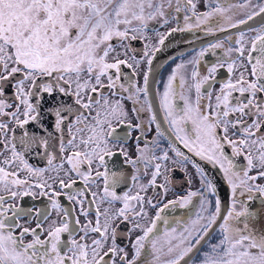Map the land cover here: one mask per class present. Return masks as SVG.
<instances>
[{
	"label": "snow or ice",
	"instance_id": "1",
	"mask_svg": "<svg viewBox=\"0 0 264 264\" xmlns=\"http://www.w3.org/2000/svg\"><path fill=\"white\" fill-rule=\"evenodd\" d=\"M250 3L242 0L239 7ZM207 6L209 11L197 13L194 0H175L174 8L173 0H0V264H116L117 257L120 264H137L146 242L153 250V259H159L155 254L160 251L156 243L159 237L153 233L161 213L177 203L183 207L197 193L165 204L151 226L141 227L139 219L147 216L145 205L157 208L159 201H153L165 194L156 190L169 182L164 173L170 158L162 150L145 160L143 149L136 159L128 156L125 146L131 130L143 131L144 125H133L121 100H110L104 89L121 99H133L137 119L141 107L135 105L141 104V98L152 112L149 75L155 52L160 51L166 36L161 35L158 44L149 47V23L159 19L163 26L170 18L179 21L174 14L184 11V27L178 23L167 35L201 25H207L205 34L227 31L219 22L215 28L209 23L215 13L225 9L212 8L210 2ZM262 14L264 4L258 3L246 19L229 27L237 28ZM249 31L255 35L248 40L245 32L235 40L227 37L231 43L222 56L215 50L223 48V42H209L190 61L194 65L192 83L181 79L174 89V70L164 92L158 94L176 139L201 160L218 165L231 188V207L218 225L220 238L202 254L199 264H264V219L247 206L257 197L264 203V185L256 183L264 178V24ZM136 39L145 41L143 55L149 66L142 85L128 80L121 71L122 65L132 68L133 73L136 67L128 59H119L118 54L113 56L117 47L130 48L126 42ZM209 51L216 59L205 62L201 74V59ZM225 67L229 77L238 72L235 80L217 79ZM122 80L128 82L119 83ZM217 83L221 86L214 95ZM124 93L129 96L124 97ZM177 97L182 107L176 104ZM150 122H155L154 115ZM122 128L125 131L121 132ZM17 129L22 130L20 135ZM136 139L138 142L141 137ZM225 147L231 148V157L243 156L246 167H239L224 152ZM172 151L187 162L178 149ZM117 156L122 162L113 159ZM29 159L46 162L47 167L30 165ZM139 162H143L145 174L149 167L154 169L147 184L140 183ZM123 164L136 170L130 177L138 185L135 194H130V187L123 194L116 190L129 182L121 171ZM253 170L256 174L250 175ZM48 171L56 175L45 177ZM22 172L28 176L22 178ZM161 176L165 183L157 184ZM74 177L80 178L83 188L73 191L77 183ZM202 184L201 208L208 210L212 207L208 197L215 195L216 187L206 176ZM150 188L153 194L148 196ZM237 188L241 189L239 195L248 193L246 201H239L244 205L241 211L236 210ZM37 195L47 197L48 204L37 207L22 203L25 197L35 200ZM61 195L69 206L61 205ZM53 211L60 218L45 228ZM220 211L217 197L207 223L199 229L184 227L179 233L175 227L168 230L167 253L175 256L167 264H189L190 254L199 255ZM90 214H94V221L88 219ZM80 216L85 217V223L81 224ZM21 221H35V227L24 226ZM133 221L136 223L125 236L135 230L143 234L132 241L133 256L129 259L125 248L117 244V237L120 224Z\"/></svg>",
	"mask_w": 264,
	"mask_h": 264
},
{
	"label": "flooded vegetation",
	"instance_id": "2",
	"mask_svg": "<svg viewBox=\"0 0 264 264\" xmlns=\"http://www.w3.org/2000/svg\"><path fill=\"white\" fill-rule=\"evenodd\" d=\"M194 2L197 4V13L209 11L210 8L207 6L209 2L211 3L212 8L219 6L225 9V11L222 13H215L209 23L213 25V28H215L217 22H219V24L225 27L227 31H215V34H205L204 28H206L207 25H201L199 28H194L191 31L174 32L171 35H167V33L172 28L177 27L178 23L180 27H184L183 17L186 14L184 11H181L178 14H174L179 17V21H177V19L170 18L169 23L163 26H161L162 21H160L159 19L149 23V28L152 29V31H149L147 33V43L149 44V47H151V45L158 44V40L161 35L166 36L164 45L160 46V51L155 52V55L152 59L151 72L149 75L148 100L152 104V112L148 111L147 103H145L143 98H141V104L135 105L136 107H141L140 119H137L135 113L132 111L134 107L133 99H121V97L112 95V90H109L107 88L104 89L105 93L109 95L110 100H121L125 111L128 113V120L133 125L137 123H143L144 125L143 131L131 130V138L128 140V143L125 146L128 156L132 159H136L140 154L139 150L143 149L145 160H147L148 157L153 153L157 156L160 155L162 150L167 151L170 158L167 162L168 171L164 173V176H167L169 178V182L166 184L164 189L156 190L158 192L162 191L165 194L162 197L157 196L156 200L153 201V203H157V201H159L157 208H152L145 205L147 216L144 219H139L141 227L146 228L151 226V223L155 218L157 211L165 204H168L170 201H183L188 197L189 193H197V195L192 196L190 201L183 207H181L179 203H177L174 206L170 205L169 207L164 208V211L161 213L162 219L160 221H157V228L153 233L154 237H159L156 243L157 249H159L160 251L155 253L159 256V259H153V250L151 249L150 244L146 242L145 248L141 253L140 260L137 261V264H167V261L172 259V257L175 256V253L171 255L167 253V241L170 237L165 233L173 227L177 229V233H179V231L184 227L189 228V230L199 229L202 225L207 223L208 213L209 211H212L214 209L215 199L218 197L221 202L220 216L216 220L215 224L212 225L208 236L205 237L207 243L202 241L203 247L200 249L199 255L195 252L190 254L192 256V260L189 262V264H199L202 254L209 250L211 244H215L218 242L220 238L218 225L222 223L223 217L230 209L232 203L231 188L227 184L223 173L219 169V166H213L211 163L201 160L198 156H195L192 152H190L189 149L186 148L181 141L176 139L174 130L170 127L168 121L165 119L164 111L160 105V95L158 94L162 95L165 90L168 78L173 74L174 70H176V79L173 81L174 89L178 87L181 79L186 80L188 84L192 83L191 73L194 70V65L190 63V61H192L193 58L198 55L199 50L202 47H206L209 42H216L218 40L223 42L224 47L215 50L217 55L222 56L224 49L227 48L231 43V41H229L227 37L231 36L232 40H235L238 38L240 32H245L246 40L254 36L255 33L249 31V29L259 27L260 25L264 24V14L255 17L247 24L239 25L237 28H231L229 27V24L235 23L242 19H246L248 13L251 12L258 3L264 4V0H251V3L244 8L239 7V5L242 3V0H194ZM174 7L175 0H173V8ZM167 12L172 14L173 10L167 9ZM187 14L191 15L190 12ZM191 22H194V20ZM126 43H130V48L126 49L117 47L115 52L113 53V56H116L118 54L119 59H128L129 63H132L134 67H136L135 73H133L132 68H128L124 65L121 66V71L128 77V80L135 81L138 85H142L143 76L145 72L149 71L147 58H145L143 55L145 50V41L142 39H136ZM113 44H116L115 40L113 41ZM133 57H135V60H133ZM232 58H235V53H232ZM215 59L216 57L211 54V51H209L201 59V63L199 66L201 74H203L205 71V62H211ZM137 61H139L138 67L136 66ZM179 65L184 66L178 67ZM237 76L238 72L229 77V74L227 73L225 67L224 69H221L219 71L217 79L221 81H226L228 78L235 80ZM128 80H122L119 83H127ZM105 83H107L106 80ZM220 86V83H217L215 85L213 89L214 95L219 90ZM116 90L119 89L117 88ZM131 91L134 92L135 90L131 89ZM123 95L124 97H128L129 93H124ZM176 104L182 107L183 102L180 101L177 97ZM153 115L155 116V122H150ZM186 127L190 128L191 125L188 124L186 125ZM21 131L22 130L17 129V135H20ZM120 131L123 132L125 131V129L122 128L120 129ZM138 136L141 137V139L137 142L136 137ZM172 148L178 149L181 153H183V156L188 158L187 162H184L183 157H177L175 155V152L172 151ZM224 152L231 157L230 147H225ZM5 155H8V153L5 152ZM231 158L239 167H246V161L244 160L243 156H236ZM113 159L121 162L123 160V158L120 156L114 157ZM173 161L176 162L173 163ZM155 162L158 161H154L153 163ZM29 164L34 165L38 168L47 167L46 162L36 159H29ZM139 166L141 168V172L139 174L140 183L147 184L154 169L149 167L147 169V174H145V172L143 171V162H139ZM121 171H123L125 175L129 177V182L118 187L116 189L117 192L123 194V192H125L130 187V194H135L138 185L133 184L130 180V177L136 174L135 168H133L130 164H123ZM249 174L255 175L256 170H253ZM54 175H56L54 171L45 172V177H51ZM60 175L63 176V172H61ZM27 176V172L21 173L22 178ZM164 176L157 178V184L165 183ZM205 176L208 179L212 180L216 187L215 195L208 197L212 201V207L208 210H202L201 208L202 197L200 193L203 189L202 178H204ZM74 178L77 180V183L74 185L73 191L83 188L84 184L80 180V178ZM65 179L67 178L65 177ZM256 183L259 185H264V178L258 179ZM95 190L96 188L93 187L92 191ZM36 191L38 192L39 190ZM65 191L68 190L65 189ZM240 191L241 189L237 188V211H241L244 207V205L239 203V201H246L248 196L247 192H245L244 195H239ZM152 194L153 190L150 188L147 195L151 196ZM205 194L207 195V192H205ZM59 201L63 207L69 206V202L63 195L59 197ZM18 203H20V201H18ZM22 203L25 206L34 204L37 207H40L48 204V198L40 197L39 195H37L36 199L33 200L31 197H25ZM247 206L249 207V209L254 210V212L257 213L260 218L264 219V203H262L258 197L248 203ZM84 207L86 209L89 207L87 201L85 202ZM93 207H95V205ZM100 207L103 208L105 207V205H100ZM76 215H79V213L77 212ZM200 216H203L204 219H199ZM59 218L60 217L58 216V214L53 211L49 220L45 222V228H47L53 221H58ZM79 218L81 224L85 223V217L80 216ZM88 219L94 221V214H90ZM165 219L168 221L167 224L164 223ZM241 219L244 218L242 217ZM21 223L27 227H35V221H33L31 224H27L24 221H21ZM134 223H136V221H133L132 223H122L120 224L118 229L119 235L117 237V244L125 248L128 253L129 259H131L133 256L132 241H134L137 236L143 234L142 231L135 230L131 232L130 236H125L128 230L133 227ZM230 223L235 222L230 221ZM18 231L19 230H17V234ZM28 239H31V237H29ZM188 259V257H185V260ZM116 264H120V260L118 257L116 258ZM181 264H184V262L182 261Z\"/></svg>",
	"mask_w": 264,
	"mask_h": 264
}]
</instances>
